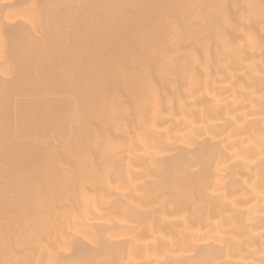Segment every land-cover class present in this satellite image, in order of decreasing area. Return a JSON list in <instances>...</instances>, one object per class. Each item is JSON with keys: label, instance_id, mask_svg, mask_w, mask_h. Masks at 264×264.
<instances>
[{"label": "bare ground", "instance_id": "1", "mask_svg": "<svg viewBox=\"0 0 264 264\" xmlns=\"http://www.w3.org/2000/svg\"><path fill=\"white\" fill-rule=\"evenodd\" d=\"M0 264H264V0H0Z\"/></svg>", "mask_w": 264, "mask_h": 264}]
</instances>
